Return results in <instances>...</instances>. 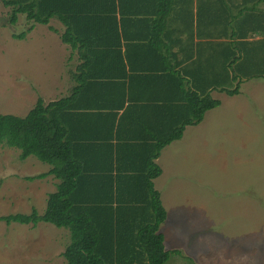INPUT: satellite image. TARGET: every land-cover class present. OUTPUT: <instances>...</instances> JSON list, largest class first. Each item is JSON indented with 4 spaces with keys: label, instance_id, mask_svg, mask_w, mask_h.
Returning a JSON list of instances; mask_svg holds the SVG:
<instances>
[{
    "label": "trees",
    "instance_id": "16d2710c",
    "mask_svg": "<svg viewBox=\"0 0 264 264\" xmlns=\"http://www.w3.org/2000/svg\"><path fill=\"white\" fill-rule=\"evenodd\" d=\"M0 1L10 25L26 16L15 38L57 19L79 57L67 96L40 98L25 117L0 114V147L50 167L29 180L59 181L43 214L0 222L69 230L67 264H166L181 254L161 232L158 159L221 105L213 92L233 97L264 80V0Z\"/></svg>",
    "mask_w": 264,
    "mask_h": 264
},
{
    "label": "rangeland",
    "instance_id": "374dc122",
    "mask_svg": "<svg viewBox=\"0 0 264 264\" xmlns=\"http://www.w3.org/2000/svg\"><path fill=\"white\" fill-rule=\"evenodd\" d=\"M9 13L0 1V114L25 117L40 98L70 93L78 61L44 25L15 38L29 25L25 15L10 25ZM212 94L221 105L162 152L161 232L166 249L181 252L166 264H264V80L243 83L237 96ZM48 170L0 147V216L43 214L58 181L29 179ZM70 243V231L53 224L0 222V264H67Z\"/></svg>",
    "mask_w": 264,
    "mask_h": 264
},
{
    "label": "crops",
    "instance_id": "0c3cea01",
    "mask_svg": "<svg viewBox=\"0 0 264 264\" xmlns=\"http://www.w3.org/2000/svg\"><path fill=\"white\" fill-rule=\"evenodd\" d=\"M86 9L87 10H92L93 9V7L92 6H87L86 7ZM20 16H22V15H20ZM19 16V17H20ZM25 20H26V16H25ZM52 24H53V26H52ZM37 25H41V24H37ZM37 25L35 26V28L37 27ZM44 27H48L51 31H52V29L51 28H53V29H55V31H52V33H54V35H59V37L61 36V34L64 32V30H65V26H64V24H62L61 22H59L57 19H53V20H51V22H50V24H48V25H44ZM34 28V29H35ZM32 31H34V30H32ZM30 34H31V32H30ZM60 40H61V37H60ZM61 45H62V48H65V49H69V51L71 52L70 53V59L72 60V61H78V63H79V57H78V55H76L75 53L73 54L72 53V51H71V49H70V47L69 46H67V45H65V44H63L62 43V41H61ZM73 54V55H72ZM73 58V59H72ZM63 97H65V96H63ZM63 97H61V98H63ZM187 130V129H186ZM186 132V131H185ZM161 156H162V154H161ZM161 156H160V158L158 159V163L160 164V166L162 167V165H161ZM49 170H50V167H49ZM48 170V171H49ZM47 171V172H48ZM51 178L53 179V181L54 180H56V181H58L57 179H55L53 176H51ZM160 178L161 177H159L158 178V181L160 180ZM157 180V179H156ZM156 180L154 181V183H155V187H156V189L158 190V191H160V193H161V198H162V192H161V190L157 187V182H156ZM59 183V181L56 183V186H57V184ZM55 186V187H56ZM162 202H163V198H162ZM164 204V203H163ZM163 233V232H162ZM164 234V233H163ZM166 244V243H165Z\"/></svg>",
    "mask_w": 264,
    "mask_h": 264
}]
</instances>
